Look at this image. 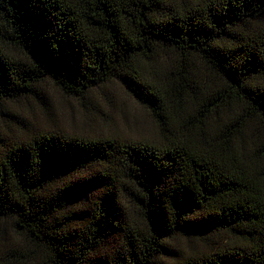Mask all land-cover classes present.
Wrapping results in <instances>:
<instances>
[{
    "label": "trees",
    "instance_id": "16d2710c",
    "mask_svg": "<svg viewBox=\"0 0 264 264\" xmlns=\"http://www.w3.org/2000/svg\"><path fill=\"white\" fill-rule=\"evenodd\" d=\"M48 83L85 107L119 85L159 139L49 128L21 108ZM8 222L0 264H264V0H0Z\"/></svg>",
    "mask_w": 264,
    "mask_h": 264
},
{
    "label": "rangeland",
    "instance_id": "374dc122",
    "mask_svg": "<svg viewBox=\"0 0 264 264\" xmlns=\"http://www.w3.org/2000/svg\"><path fill=\"white\" fill-rule=\"evenodd\" d=\"M47 87L44 106L39 103L32 104L31 110L28 105L21 108L29 109L30 117L41 118V122L49 128L69 135L106 134L134 140L159 139L158 128L150 112L119 85H113L105 94L97 95L94 104H88L87 107L64 95L52 83H48ZM131 213L136 214V211L131 210ZM4 230L16 248L26 247V238L15 233L10 222L0 224V235ZM177 242L179 249L198 256L205 254L210 248L206 249L205 244L199 240L182 238ZM171 244L175 246V242Z\"/></svg>",
    "mask_w": 264,
    "mask_h": 264
}]
</instances>
